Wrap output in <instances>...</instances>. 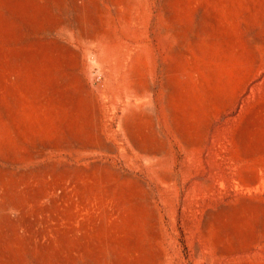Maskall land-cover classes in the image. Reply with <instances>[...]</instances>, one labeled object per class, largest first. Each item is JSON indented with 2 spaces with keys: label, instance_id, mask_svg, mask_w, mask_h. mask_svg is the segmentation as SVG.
<instances>
[{
  "label": "rangeland",
  "instance_id": "1",
  "mask_svg": "<svg viewBox=\"0 0 264 264\" xmlns=\"http://www.w3.org/2000/svg\"><path fill=\"white\" fill-rule=\"evenodd\" d=\"M0 264H264V0H0Z\"/></svg>",
  "mask_w": 264,
  "mask_h": 264
}]
</instances>
